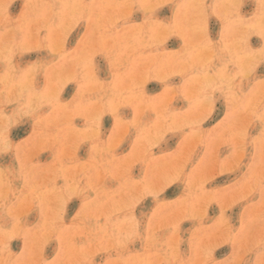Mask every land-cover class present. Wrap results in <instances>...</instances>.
Segmentation results:
<instances>
[{
	"label": "rangeland",
	"instance_id": "374dc122",
	"mask_svg": "<svg viewBox=\"0 0 264 264\" xmlns=\"http://www.w3.org/2000/svg\"><path fill=\"white\" fill-rule=\"evenodd\" d=\"M0 264H264V0H0Z\"/></svg>",
	"mask_w": 264,
	"mask_h": 264
}]
</instances>
